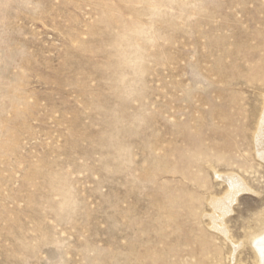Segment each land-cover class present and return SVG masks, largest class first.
<instances>
[{
	"label": "rangeland",
	"instance_id": "obj_1",
	"mask_svg": "<svg viewBox=\"0 0 264 264\" xmlns=\"http://www.w3.org/2000/svg\"><path fill=\"white\" fill-rule=\"evenodd\" d=\"M263 112L264 0H0V264H259Z\"/></svg>",
	"mask_w": 264,
	"mask_h": 264
},
{
	"label": "bare ground",
	"instance_id": "obj_2",
	"mask_svg": "<svg viewBox=\"0 0 264 264\" xmlns=\"http://www.w3.org/2000/svg\"><path fill=\"white\" fill-rule=\"evenodd\" d=\"M256 146L258 153L264 158V112L261 118L260 128L256 135ZM217 176L221 178L223 177L224 180L228 182V190L224 196L214 197L211 200V204L215 210L220 211L224 215L232 210V203L235 202L240 193L244 191H252V189L235 173H227L224 175L218 174ZM215 215V217L212 216V222H216L217 224L219 216H217L216 213ZM217 228L222 232H225L221 225H218ZM252 243L256 250L259 264H264V231L254 238Z\"/></svg>",
	"mask_w": 264,
	"mask_h": 264
}]
</instances>
